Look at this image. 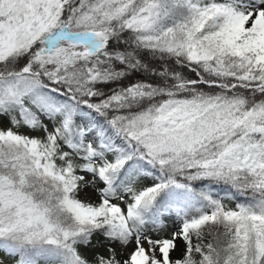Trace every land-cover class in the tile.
Wrapping results in <instances>:
<instances>
[{
    "label": "snow or ice",
    "instance_id": "6c2138e0",
    "mask_svg": "<svg viewBox=\"0 0 264 264\" xmlns=\"http://www.w3.org/2000/svg\"><path fill=\"white\" fill-rule=\"evenodd\" d=\"M0 264H264V0H0Z\"/></svg>",
    "mask_w": 264,
    "mask_h": 264
},
{
    "label": "rangeland",
    "instance_id": "374dc122",
    "mask_svg": "<svg viewBox=\"0 0 264 264\" xmlns=\"http://www.w3.org/2000/svg\"><path fill=\"white\" fill-rule=\"evenodd\" d=\"M229 206L232 207V206H234V204H231V203H230Z\"/></svg>",
    "mask_w": 264,
    "mask_h": 264
},
{
    "label": "trees",
    "instance_id": "16d2710c",
    "mask_svg": "<svg viewBox=\"0 0 264 264\" xmlns=\"http://www.w3.org/2000/svg\"><path fill=\"white\" fill-rule=\"evenodd\" d=\"M226 203H228V202L226 201Z\"/></svg>",
    "mask_w": 264,
    "mask_h": 264
}]
</instances>
